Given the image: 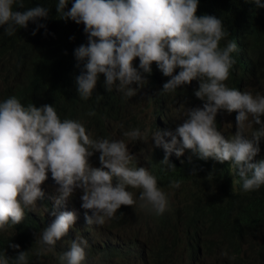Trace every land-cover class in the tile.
<instances>
[{"label": "clouds", "instance_id": "1", "mask_svg": "<svg viewBox=\"0 0 264 264\" xmlns=\"http://www.w3.org/2000/svg\"><path fill=\"white\" fill-rule=\"evenodd\" d=\"M214 1L234 15L231 27L218 14H205L203 8L198 15L199 0H56L57 17L83 23L87 34V43L68 38L69 47L57 46L59 54L53 58H68L77 70L76 92L40 106L25 105L15 95L0 99V233L22 222L29 212L49 214L54 219L36 235L40 247L35 249L37 257L47 254L74 227L75 211L60 206L79 189L81 207L90 210L85 212L86 223L111 237L119 248L116 264L134 262L135 255L126 248L132 237L104 223L113 224L121 205L160 216L170 203L155 175L145 166L133 165L129 146L149 154L158 151L160 161L169 168L175 167L171 161H180L189 149L205 160L230 161L231 173L239 178L244 192L264 185V157L254 159L264 137V94L246 90L242 80L233 82L237 77L228 79L235 61L256 60L255 52L245 48L242 25L264 34V0ZM49 11L39 3L25 7L24 0H0V27L12 35L31 21L36 25L35 35L39 28L46 29L41 18L47 19ZM43 47V42L32 43V56L24 65L21 89L31 101L69 82L67 71L59 72L48 63L34 69V52L42 53ZM19 48L13 47L9 64L17 60ZM158 70L169 77L160 90L163 93H174L197 80L194 95L203 101L202 106L165 101L143 130L131 127L122 134L107 124L94 131L85 123L79 98L88 99L96 92L101 75L107 91L115 89L132 97L146 82H155L153 75ZM151 86L158 90L157 83ZM222 110L236 113V131L231 136L217 127V114ZM221 118L225 125L227 119ZM181 183L172 180L170 187L178 188ZM130 189H139L138 196ZM8 245L20 248L12 240ZM87 246L83 236L71 239L58 256L59 264H86ZM10 261L28 264L27 251L14 256L0 252V264Z\"/></svg>", "mask_w": 264, "mask_h": 264}, {"label": "trees", "instance_id": "2", "mask_svg": "<svg viewBox=\"0 0 264 264\" xmlns=\"http://www.w3.org/2000/svg\"><path fill=\"white\" fill-rule=\"evenodd\" d=\"M37 3L50 8L48 18H41L46 29L41 27L33 35L32 30L36 25L30 21L27 28L17 29L12 35H7L0 27V31L3 32V39L0 40V85L5 88H10L12 84L25 79L24 65L26 59L32 56L31 42H43L45 46L42 53L34 52L36 59L34 69L38 71L48 63L59 72L63 70V65L53 59L59 54L57 46L67 49L68 38L87 43L83 23L78 24L71 19L57 17L56 0H24L25 7ZM70 6L71 4L68 5ZM201 8L205 14H218L222 21L225 20L229 27L232 26L234 15L224 4H216L214 0H199L197 8L199 15ZM259 24H262L261 21ZM242 29L247 39L245 48L249 46L255 52L256 60L254 63L240 61L239 64L256 70L251 82L245 86L246 90L255 92L252 89L253 82L260 86L264 85V34L245 24L242 25ZM220 44L223 45L221 42ZM50 45H54V48L48 50ZM14 46L20 47L18 58L9 64ZM25 55L22 65L18 66L19 58ZM241 80V77H237L233 82ZM13 93L15 90L11 88L9 94ZM25 93L26 91L20 87L16 92L21 98H25ZM217 127L225 136L233 135L223 125L222 118L217 117ZM262 146L260 143V147ZM261 157H264V152H259L254 159ZM147 159L145 163L139 162L135 166H147L155 175L158 186L166 191H172L169 196L171 199L169 209L164 214L156 216L143 208H129L120 217L111 220L113 225L110 227L126 237L137 236L126 227V221L130 220V214L126 212L130 210L138 211V214L145 212L144 219L148 218L149 223L144 225L148 237L143 242V264H187V260L193 262L201 256L217 260L218 255L222 253L221 250L227 252L225 256L228 263L264 264V185L257 190L244 192L241 190L239 178L232 175L228 162H220L213 158L205 160L189 149L187 155L180 161H171L175 165L173 168L160 161L162 158L156 150L150 153ZM177 179L182 181L181 185L175 189L171 188L170 181ZM172 195L178 197L172 200ZM16 230L18 232L16 238L26 248L40 247L35 240L33 228L25 224L9 229L6 233H0V252L9 256H14L18 252V249L6 244L9 241L6 238L7 234ZM28 264H59V261L57 258L56 261L49 259L46 254L37 257L35 253H30Z\"/></svg>", "mask_w": 264, "mask_h": 264}, {"label": "bare ground", "instance_id": "3", "mask_svg": "<svg viewBox=\"0 0 264 264\" xmlns=\"http://www.w3.org/2000/svg\"><path fill=\"white\" fill-rule=\"evenodd\" d=\"M2 39L3 32L0 31V40ZM243 40L244 36H242L240 39L241 46L243 45ZM221 43L224 44L225 40L222 39ZM25 57L26 55L19 58L17 64L18 66L22 65ZM248 61L249 60L247 58L246 62ZM60 62L63 65V70L67 71L69 74L68 84L61 87L51 88L46 91L42 98H35L34 101H31L26 97L21 98L16 94L18 88H22L21 82L12 84L13 86L10 88H5L3 85H0V99L7 98L10 95H15L25 105L28 103H34L36 106H40L45 103L55 104L64 94L76 92L75 77L79 75V73L73 68L68 58L63 57ZM255 72V69L240 65L235 61V64L230 70L228 79L241 77L243 88H245L247 83L251 82ZM153 76L155 82L148 81L146 82L145 88H141L135 96L124 97L115 89L112 91H107L103 86V75H101V78L98 80L96 85V92L93 93V95L88 99L79 98L81 110L84 117L86 118L85 123H88L89 127L94 131L102 130L104 125L107 124L108 126H113L116 132L122 134V130H127L131 127L139 126L142 130L145 128L147 123L143 122L144 112L138 111V108L141 106L144 99L148 100L147 106L150 107V111L153 116L160 112L165 104V101L186 104L190 107L202 106L203 101L194 95V89L199 86L197 80L194 79L190 84L181 86V88H178L174 93H163L160 90L163 83L169 79V77L162 75L160 70H158ZM156 83L158 90H154L151 86L155 85ZM252 84L256 86L257 92L264 94V85L260 86L254 82ZM11 88H14L15 93L9 94V90ZM145 91H147V94H145ZM217 117H223L227 120H231L232 128H229L230 134H233L236 131V113H227L226 111L222 110L218 112ZM256 127L257 126L255 124L252 125L253 129ZM260 143L263 144V146L260 147V152H264V137H261ZM133 154L134 166L139 164V157L148 158L150 155L144 149L136 150ZM226 162H228L230 165L229 161ZM226 167L227 166H224V168ZM130 191L134 193V196H138L140 190L130 189ZM74 193L75 195L73 197L68 198L66 202L60 206L61 210L75 211L77 219L74 223V227L69 229V232L63 238V242H57L54 250L47 252L46 255L53 261H56V258L58 260V256L68 248L71 239H74L77 236H83L88 241V246L86 248V264H116L119 260L117 252L119 248L111 237L98 233L96 230L92 229L91 224L86 223L85 212H90V210H86L81 207V190L77 189ZM170 195L171 192L168 193V196ZM177 197L178 196L172 195V200ZM169 200H171L170 197ZM129 208L133 207L130 205H121V208L117 210V213L114 216L120 217V215ZM129 212L138 214V211L130 210L128 213ZM53 219L54 217L50 216L49 214L42 213L40 211H32L24 216L22 222L13 226L11 229L28 224L33 228V233L36 240V235L38 236L43 228L47 226ZM81 223L85 225L79 226ZM17 233V230L9 233L7 234L6 238L9 239V241L12 240L14 243H18L20 245V248L17 251L21 250V248H25L28 254L35 253V248H26L22 243L19 242V240L16 238ZM9 241L6 242L7 245Z\"/></svg>", "mask_w": 264, "mask_h": 264}, {"label": "rangeland", "instance_id": "4", "mask_svg": "<svg viewBox=\"0 0 264 264\" xmlns=\"http://www.w3.org/2000/svg\"><path fill=\"white\" fill-rule=\"evenodd\" d=\"M143 88H145V86ZM252 89L257 92L256 86L254 84H253ZM145 94H147V91H145ZM147 105H148V100L144 99L143 103L138 108V111L144 112V117H143L144 123H150V122L154 121V116L151 114L150 107H148ZM225 126L228 129L232 128L231 120H227ZM147 144H150V141ZM129 149H131L133 151V153L135 152L131 146H129ZM139 161L141 163H145L146 161H148V159L145 157H139ZM142 166H145V165H142ZM145 167L148 168L147 166H145ZM170 192H172V191H167V193H170ZM128 214H130V220L126 221V227L128 228V230L134 231V233L137 236H133L132 238H130V240L126 244V248H128V250L132 254L135 255V260L132 264H143V251H142L143 242L148 237L146 235V229H145L144 225L149 223V219L148 218L144 219L145 212L140 213V214H137V213H128ZM127 219H128V216H127ZM94 225H95V227L97 226L96 224H94ZM104 225H105V227L110 228L111 225H113V224L111 222H109L108 220H106ZM221 252H224V250H221ZM189 262H191V260H189ZM192 264H233V263H228L227 257L220 253L218 255L217 260L214 258L201 256L200 258H197L196 260H194L192 262Z\"/></svg>", "mask_w": 264, "mask_h": 264}]
</instances>
